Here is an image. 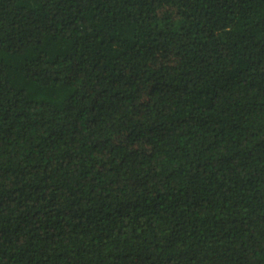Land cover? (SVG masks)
Here are the masks:
<instances>
[{"label":"trees","instance_id":"16d2710c","mask_svg":"<svg viewBox=\"0 0 264 264\" xmlns=\"http://www.w3.org/2000/svg\"><path fill=\"white\" fill-rule=\"evenodd\" d=\"M0 264H264V0H0Z\"/></svg>","mask_w":264,"mask_h":264}]
</instances>
